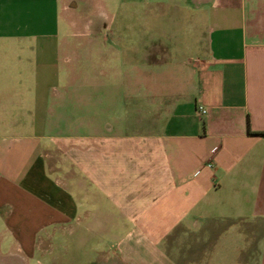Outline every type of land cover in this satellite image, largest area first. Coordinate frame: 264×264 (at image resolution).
<instances>
[{
  "label": "crops",
  "instance_id": "1",
  "mask_svg": "<svg viewBox=\"0 0 264 264\" xmlns=\"http://www.w3.org/2000/svg\"><path fill=\"white\" fill-rule=\"evenodd\" d=\"M97 1L0 0V264L69 247L70 264H264V0H172L175 31L145 54L144 133L50 135L40 75L89 40L79 9ZM19 115L41 133H4Z\"/></svg>",
  "mask_w": 264,
  "mask_h": 264
},
{
  "label": "rangeland",
  "instance_id": "2",
  "mask_svg": "<svg viewBox=\"0 0 264 264\" xmlns=\"http://www.w3.org/2000/svg\"><path fill=\"white\" fill-rule=\"evenodd\" d=\"M171 1L101 0L87 9L80 7L79 12L87 22L94 24L91 29L86 28L91 37L87 36L89 40L82 48L74 46L62 54L60 71L54 67L51 74L40 75L43 84L46 83L37 91L38 103L48 97L49 108L45 133H144L145 54L153 37L168 36L160 34L159 29L175 31L168 24L173 21V11L168 6ZM152 23L159 26H149ZM64 32L71 34L73 30ZM70 40L75 44L73 38ZM52 83L58 84L49 89ZM15 93L21 97L28 91ZM26 119L25 115H19L14 131L5 129L4 133H41L39 121L35 125ZM71 236L69 240L62 239V243L67 244ZM11 248L2 252L7 254ZM68 250L69 257L76 256L75 250L70 247ZM64 254L60 253L64 256L62 261L65 260L62 264H70ZM86 262L124 264L108 251Z\"/></svg>",
  "mask_w": 264,
  "mask_h": 264
},
{
  "label": "built area",
  "instance_id": "3",
  "mask_svg": "<svg viewBox=\"0 0 264 264\" xmlns=\"http://www.w3.org/2000/svg\"><path fill=\"white\" fill-rule=\"evenodd\" d=\"M198 113H199L200 115H204V114H206V110L203 109V108L201 107V108H199Z\"/></svg>",
  "mask_w": 264,
  "mask_h": 264
}]
</instances>
